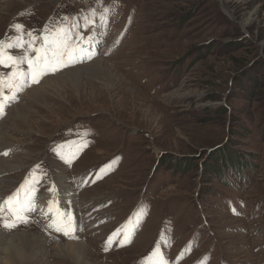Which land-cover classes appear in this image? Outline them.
I'll return each mask as SVG.
<instances>
[{
  "label": "rangeland",
  "instance_id": "obj_1",
  "mask_svg": "<svg viewBox=\"0 0 264 264\" xmlns=\"http://www.w3.org/2000/svg\"><path fill=\"white\" fill-rule=\"evenodd\" d=\"M47 29L87 48L88 69L40 104L25 89L70 68L15 100L5 88L0 133L17 141H3L14 147L0 158L25 166L1 170L0 194L46 158L67 177L76 200L60 196L61 207L78 223L0 232L43 238L30 264H75L55 252L70 243L87 247L88 264H140L152 250L158 264H264V0H0V42H23L10 54L34 57ZM19 103L29 120L11 129Z\"/></svg>",
  "mask_w": 264,
  "mask_h": 264
},
{
  "label": "bare ground",
  "instance_id": "obj_2",
  "mask_svg": "<svg viewBox=\"0 0 264 264\" xmlns=\"http://www.w3.org/2000/svg\"><path fill=\"white\" fill-rule=\"evenodd\" d=\"M249 20L246 21L248 23ZM246 24H244L245 26ZM96 30H93L92 35L94 36ZM87 40V39H86ZM16 42V41H15ZM14 42V44H15ZM84 41L81 43L83 44ZM91 47V46H90ZM87 49V48H86ZM85 50L88 52V50ZM94 49V48H93ZM92 52V49L91 51ZM88 68H85V66H76L73 68L68 69L65 71V74H63L61 77H52V76H47L46 78L43 79L42 84L38 87H35L34 89L26 90L25 89V97L26 98H31L33 101H35L36 104H40L42 102V97L41 95H46L54 93V91L63 90L66 88V85L70 86H79L80 84V79L85 75V71ZM50 75V74H49ZM60 81L59 79H62ZM32 85V84H31ZM28 86V85H27ZM50 95V96H51ZM17 98V97H15ZM14 98V100H15ZM12 102V100H10ZM13 104V103H12ZM15 105V104H14ZM24 106L22 103L16 104L10 111L9 117L6 119L9 122L12 123L11 120L15 119V121H22L26 122L29 120L28 113H25L24 111ZM4 126V125H3ZM11 129H19V126L13 122L11 124ZM11 141L16 139L13 138L12 134L9 133H0V151L3 152L4 154L10 153L13 149V145H8L4 144L3 141ZM14 141V142H15ZM9 147H11V150H9ZM10 151V152H9ZM23 153V152H22ZM27 155V154H25ZM28 156V155H27ZM27 161L29 160V157L25 158ZM24 160V159H23ZM19 166H25V162L20 161L15 165L13 163V160L10 161V159H5V155L0 158V175L3 176L2 179L4 178L3 173H1V170L3 171H11V169L19 168ZM29 172V171H28ZM1 179V180H2ZM59 186H63L60 191H61V199H65L67 194H70V201L73 203L76 200V197H74L69 190V185L67 187V177H60L59 180L57 181ZM32 182H30L29 185H31ZM64 183L65 187H64ZM0 196H3L0 194ZM33 196V195H31ZM67 199V198H66ZM51 199H48V202L44 200V198H38L37 202L39 203V207L37 208V211L35 214L44 216V215H54L56 216L57 213H54V208L51 207L52 205L49 204V201ZM68 201V200H67ZM35 202V201H34ZM108 202V201H106ZM30 207H27V211H30ZM34 214V215H35ZM6 231V230H5ZM8 232V231H7ZM42 239V240H40ZM17 240L19 243H17ZM46 251V245L43 241V238L40 236L36 235H30V234H22V235H10L7 233H4L3 231L0 232V264H30L31 262L29 260H35L37 259L38 255L41 254V252ZM58 257H63L64 256H69L72 258L75 264H88L86 260V254L88 252L87 247L84 245H76L74 243H70L69 246L67 247H62V248H57L56 251ZM1 254L4 255V257H1ZM32 260V261H33ZM30 262V263H29ZM47 264V262L45 263Z\"/></svg>",
  "mask_w": 264,
  "mask_h": 264
},
{
  "label": "snow or ice",
  "instance_id": "obj_3",
  "mask_svg": "<svg viewBox=\"0 0 264 264\" xmlns=\"http://www.w3.org/2000/svg\"><path fill=\"white\" fill-rule=\"evenodd\" d=\"M44 41L46 46L31 49L36 52L34 57H30L27 52L22 56H13L7 52L4 42H0V67L13 69L9 76H0V98L3 97L5 88L13 93L10 98L14 99L15 93L22 91L29 83L37 84L45 75L76 67L90 58V54L86 55L83 48L69 42L67 36H58L51 41L45 36ZM7 47L23 48V42L18 40L16 44H8ZM24 64H27V71L22 68ZM2 112L3 107L0 106V115ZM29 207L31 209V205ZM59 230L60 228H57V231ZM65 234L67 235V232ZM162 264L166 262L162 261Z\"/></svg>",
  "mask_w": 264,
  "mask_h": 264
}]
</instances>
